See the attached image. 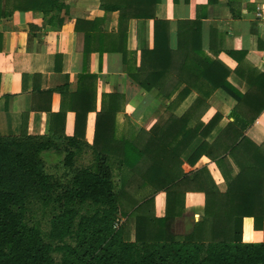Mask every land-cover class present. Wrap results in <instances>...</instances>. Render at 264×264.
Returning a JSON list of instances; mask_svg holds the SVG:
<instances>
[{
    "label": "trees",
    "instance_id": "obj_1",
    "mask_svg": "<svg viewBox=\"0 0 264 264\" xmlns=\"http://www.w3.org/2000/svg\"><path fill=\"white\" fill-rule=\"evenodd\" d=\"M44 1L45 5L36 9L46 14H58L66 7L61 0ZM158 2L153 0L150 14H146L155 22L154 48L142 51L140 66L136 52L121 50L126 73L143 88L156 87L167 95L161 81L174 60L182 58L186 63L180 65L179 77H184L186 86L177 99L188 95L203 77L235 99L234 120L209 140L223 116L217 112L208 122L201 116L191 127L193 112L205 104L199 97L183 115L171 116L156 134L137 130L130 135L123 128L118 139L115 128L112 147L109 125L117 112L124 110L125 97L104 93L95 143L104 139L106 144L92 149L94 159L88 165L79 164L86 144L79 126L86 124L91 109L96 110L95 94L91 105L85 103L82 112L77 110L73 136L64 131L57 137L54 133L31 135L25 120L19 135L0 133V264H264V241H242L238 226L241 218L249 216L255 229H264V142L258 144L246 135L264 110V71L256 69L245 76L241 70L245 52L229 51L240 61L235 72L251 86L246 93L239 91L227 80L229 71L203 51L198 22L191 25V35L179 29L177 48H171L170 23L155 15ZM128 21L121 23L124 31L118 33L124 41ZM90 53L85 54L87 59ZM192 60L194 68L188 66ZM87 79L96 81L97 77L89 70L81 73V87ZM37 107L34 103L33 109ZM66 111L63 107L54 118L65 119ZM247 112L255 114L248 116ZM198 136L204 140L188 163L209 157L220 169L226 191H220L206 175V168L194 176L182 169L181 156ZM49 156L57 159L61 173L48 171ZM161 191L166 192L167 213L157 218L153 211ZM188 191L205 193V213L192 232L182 236L170 227L184 210ZM35 204L50 209L48 230L30 218ZM56 252L61 253L60 261Z\"/></svg>",
    "mask_w": 264,
    "mask_h": 264
},
{
    "label": "crops",
    "instance_id": "obj_2",
    "mask_svg": "<svg viewBox=\"0 0 264 264\" xmlns=\"http://www.w3.org/2000/svg\"><path fill=\"white\" fill-rule=\"evenodd\" d=\"M61 2L65 9L58 14H46L42 9H36L45 5L44 0H0L1 134L19 135L25 120L31 135L54 133L57 137L64 131L67 136H73L77 110L82 112L85 103L91 105L96 95V110L91 109L86 124L79 126L86 141L79 159L88 165L94 159L92 149L106 144L104 139L95 143L97 114L104 93H120L125 97L124 110L118 111L116 119L113 117L109 125L112 127V147L115 128L118 139L123 128L129 134L137 130L156 134L171 116L183 115L199 97L205 104L193 112V119L189 122L191 127L201 116L204 122L217 112L223 116L209 140L234 120L235 99L203 77L188 95L177 99L186 86L182 80L184 77H179V67L186 63L182 58L174 60L168 76L161 81L169 93L167 95L156 87L143 88L126 73L121 50L126 48L136 52L137 66H140L142 51L154 48L155 22L146 15L152 10L153 0ZM155 15L169 21V43L173 49L178 45L179 29L185 35H191V25L198 22L203 51L229 71L227 80L242 93L248 92L251 86L235 72L240 61L228 52H245L241 64L245 76H250L256 69L264 71V0H159ZM127 18V40L124 41L118 33L124 31L121 23ZM89 51L87 59L85 54ZM189 52L195 55L193 48ZM188 66L195 67L193 60ZM86 70L95 74L97 79H87L82 88L79 76ZM179 82V87L175 88ZM48 90L52 91L51 95ZM34 103L38 105L37 109H33ZM63 107L67 110L65 119L54 118ZM254 114L246 113L248 116ZM246 135L258 144L264 142V110L247 128ZM203 140L198 136L182 154V169L194 176L206 168V175L215 181L220 191H226L227 183L217 164L209 157L202 156L195 163H188ZM176 161V168H179ZM166 204V192L161 191L155 199V217L166 215ZM205 205L204 192L188 191L185 208L175 216L170 230L182 236L190 234L194 224L204 217ZM238 223L242 241H264V229H255L253 217H243ZM131 234L134 240V218Z\"/></svg>",
    "mask_w": 264,
    "mask_h": 264
},
{
    "label": "rangeland",
    "instance_id": "obj_3",
    "mask_svg": "<svg viewBox=\"0 0 264 264\" xmlns=\"http://www.w3.org/2000/svg\"><path fill=\"white\" fill-rule=\"evenodd\" d=\"M79 164L86 165L82 159H79ZM46 166L49 172L61 173L63 171L60 164L57 162V159L53 156L48 157ZM49 210L50 209L44 208L40 204H35L30 212V218L35 222H40L44 230H48L50 228V218L52 217V213ZM55 257L57 261H60L61 253L56 252Z\"/></svg>",
    "mask_w": 264,
    "mask_h": 264
}]
</instances>
